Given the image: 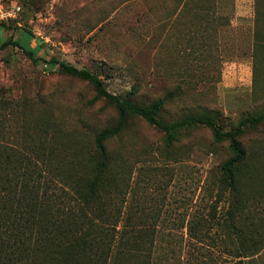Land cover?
<instances>
[{"label": "rangeland", "instance_id": "rangeland-1", "mask_svg": "<svg viewBox=\"0 0 264 264\" xmlns=\"http://www.w3.org/2000/svg\"><path fill=\"white\" fill-rule=\"evenodd\" d=\"M5 4L20 9L0 17V38L12 37L41 59L33 62L13 45L0 49V162L35 163L76 214L90 211L77 193L88 192L94 176L96 135L114 126L119 113L96 97L91 82L50 58L90 68L109 91L135 103L162 99L163 122L205 115L229 130L264 111V0ZM239 140L247 155L230 188L221 169L232 155L227 139L216 141L210 127L192 125L167 144L161 128L128 116L106 142L110 164L99 186L100 203L128 221L94 209L93 220L82 224L95 233L123 224L140 232L142 247L110 264H225L241 247L263 242L264 121L248 125ZM58 244L32 264H90L86 250Z\"/></svg>", "mask_w": 264, "mask_h": 264}, {"label": "trees", "instance_id": "trees-1", "mask_svg": "<svg viewBox=\"0 0 264 264\" xmlns=\"http://www.w3.org/2000/svg\"><path fill=\"white\" fill-rule=\"evenodd\" d=\"M8 45L20 48L33 62L41 59L35 49L22 45L12 37L0 38V49ZM47 62L58 64L61 71L91 82L96 97H103L113 104L118 110L119 119L114 126L104 128L96 135L93 153L94 176L90 181L88 192L77 193V203L83 208L89 207L88 212L80 211L76 214L72 207L65 209L61 197L66 198V195L57 191L60 187L55 185L54 180L46 177L35 163L26 161L18 166H7L0 162V264H32L35 256L56 240L59 241L60 247L69 249L75 246L77 249L86 250L90 264H110L111 260L116 262L119 254H124L131 248L142 247L138 234L140 232H135L128 227V224H123L121 227L111 226L96 233L90 231L91 226L82 225L93 220L91 213L95 211L94 209L98 210V215H102L103 218L116 217V223L128 221L126 217L120 218L114 213L111 215V212L100 203L99 186L110 164L106 142L121 133L130 115H138L149 124L161 128L165 133L167 144L175 141L177 132L182 128L192 125L210 127L216 141L224 139L229 141L232 155L222 163L221 169L227 185L235 188L236 169L247 155L239 136L248 125H258L264 121V111L242 118L229 130H224L213 117L205 115H188L177 121L163 122L158 117L163 105L162 99L148 105L138 104L109 91L102 78L88 67H78L55 57ZM56 222L65 224L67 228H54ZM232 225L237 228L235 221ZM237 231L242 233L241 230ZM241 248L243 249L240 250V254L225 264L264 263V241Z\"/></svg>", "mask_w": 264, "mask_h": 264}, {"label": "built area", "instance_id": "built-area-1", "mask_svg": "<svg viewBox=\"0 0 264 264\" xmlns=\"http://www.w3.org/2000/svg\"><path fill=\"white\" fill-rule=\"evenodd\" d=\"M20 9V6L8 8L5 4V0H0V17H8L14 15L15 11Z\"/></svg>", "mask_w": 264, "mask_h": 264}]
</instances>
